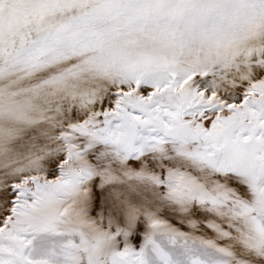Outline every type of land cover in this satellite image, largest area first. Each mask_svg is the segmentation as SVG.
I'll return each mask as SVG.
<instances>
[{
	"label": "snow or ice",
	"instance_id": "obj_1",
	"mask_svg": "<svg viewBox=\"0 0 264 264\" xmlns=\"http://www.w3.org/2000/svg\"><path fill=\"white\" fill-rule=\"evenodd\" d=\"M0 264H264V0H0Z\"/></svg>",
	"mask_w": 264,
	"mask_h": 264
}]
</instances>
